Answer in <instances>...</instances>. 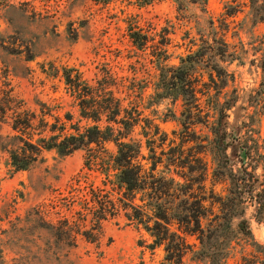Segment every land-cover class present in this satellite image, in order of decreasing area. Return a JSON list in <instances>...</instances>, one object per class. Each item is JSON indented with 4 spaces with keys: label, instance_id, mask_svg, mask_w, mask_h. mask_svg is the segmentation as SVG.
Masks as SVG:
<instances>
[{
    "label": "rangeland",
    "instance_id": "1",
    "mask_svg": "<svg viewBox=\"0 0 264 264\" xmlns=\"http://www.w3.org/2000/svg\"><path fill=\"white\" fill-rule=\"evenodd\" d=\"M252 2L0 0V264L164 262V247L150 248L152 239L122 213L101 223L95 242L81 236L84 204L91 191L101 200L105 181L84 167L85 150L45 151L25 172L10 168L14 116L20 125L33 117L24 134L33 142L105 127L103 116L80 118L65 76L78 77L81 94L111 91L134 125L126 141L158 173L187 181L201 234L178 232L187 245L182 264H264V1ZM213 41L226 49L222 62L206 50ZM196 52L205 56L192 67L197 106L189 108L168 68ZM115 152L113 144L93 147L96 157ZM168 202L170 215L178 213Z\"/></svg>",
    "mask_w": 264,
    "mask_h": 264
},
{
    "label": "trees",
    "instance_id": "2",
    "mask_svg": "<svg viewBox=\"0 0 264 264\" xmlns=\"http://www.w3.org/2000/svg\"><path fill=\"white\" fill-rule=\"evenodd\" d=\"M261 1L264 0H254L252 7L254 8ZM225 16L231 18L233 14L229 13ZM258 20L262 23L264 17H260ZM129 38L137 49L141 50L145 46L143 39L137 33L130 34ZM212 44L213 46L206 47L208 54L222 62L226 56L223 43L213 41ZM204 56L199 52L189 53L180 61L177 68H168L169 73H176L172 77V81L177 82L179 95L183 96L185 106L189 108L197 106V89L192 83L194 81H191L192 67L198 64L197 57L200 59L199 62H202ZM215 66L212 68V72L216 78L220 79L223 71L218 65ZM209 79L212 80L211 74ZM75 80L77 82L71 81L69 76H65L66 85L69 86L78 102L80 118L96 123L103 116L106 119L105 127L88 126L83 131L77 128L73 130V135L51 136L33 142L32 139L24 137L27 130L33 129V117L24 116V121L20 125L17 123L19 116H14L11 129L18 134L15 137L18 145L9 153L10 168L16 173L25 172L38 161L45 151L54 150L60 156H69L78 150H85L87 157L84 167L88 170L95 167L105 177V181L102 185L103 191L99 192L103 194L100 197L101 200L98 199L96 191H91L90 200L84 204L85 213L80 221L83 224L81 236L89 242H95L101 223L122 213L128 223L136 225L148 234L152 239L150 248L164 247L163 264H182L187 245L178 232L185 235L201 234L200 219L202 215L196 206L191 208L192 201L189 204V200L186 199L188 190H190L186 186L187 181L179 183L172 177L158 173L156 171L157 163L151 161L153 159L141 157L140 147L131 141H126L128 135L133 132L134 125L124 117L123 114L126 115V112L121 109L120 102L114 99L111 91L108 89L99 90L100 92L98 91L95 96L92 89L84 87V91L86 89L88 93L81 94V91H78V77ZM163 82L166 83V78H163ZM174 87L176 88V85ZM98 97L102 98L103 103L106 102L102 103L101 107H96L98 104L101 105L94 99ZM121 115L123 116L121 117ZM106 144L115 146L114 156L105 158L93 155V147H103ZM149 152L151 153L150 150ZM149 160L150 163H148ZM142 161L149 164H147L148 169H144V166L141 165ZM110 173L112 175H109ZM176 176L181 178L179 175ZM169 199L178 204L179 210L175 215H170V209L167 207ZM231 211L233 212L232 208ZM221 219L224 226L228 223L225 228H229L230 220H227V217ZM65 224L67 225V223ZM173 226L177 227V231L171 230ZM238 227L246 232L245 225L240 224Z\"/></svg>",
    "mask_w": 264,
    "mask_h": 264
}]
</instances>
